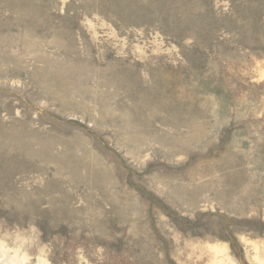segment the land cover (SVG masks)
<instances>
[{
    "label": "rangeland",
    "instance_id": "374dc122",
    "mask_svg": "<svg viewBox=\"0 0 264 264\" xmlns=\"http://www.w3.org/2000/svg\"><path fill=\"white\" fill-rule=\"evenodd\" d=\"M0 264H264V0H0Z\"/></svg>",
    "mask_w": 264,
    "mask_h": 264
}]
</instances>
